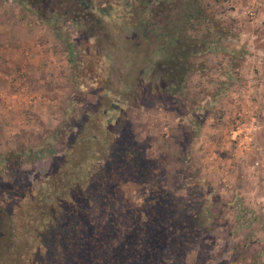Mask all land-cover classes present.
<instances>
[{
    "label": "rangeland",
    "instance_id": "374dc122",
    "mask_svg": "<svg viewBox=\"0 0 264 264\" xmlns=\"http://www.w3.org/2000/svg\"><path fill=\"white\" fill-rule=\"evenodd\" d=\"M93 1L110 15L103 21L104 28L89 39L71 23L42 20L15 0H0V189L8 190L0 192L4 211L13 209L12 196L25 191V180L37 185L54 170L70 134L88 127L95 118L111 120L101 89L106 65L96 49L103 50V57L111 62L110 87L118 88L123 76L128 81L134 77L137 66L128 64L130 57L123 59L122 53L112 50L114 38L128 33L122 25L135 18L125 15L127 0ZM257 2L202 0L228 31L223 45L236 53L235 59L227 52L200 58L196 63H206V71L188 77L186 100L158 99L152 101V108L144 99L142 115L141 106L126 111L134 119L135 132L126 122V132L118 133L116 146L126 150L130 159L144 153L151 159L148 167L159 166L158 187L177 196L160 220L175 225L171 220L180 212L185 223L183 233L174 225L167 227L179 243L172 249V258L169 252L154 258L161 264H264V0L259 7ZM130 36L133 43L138 41ZM149 39L144 49L153 48V36ZM123 44L127 51L126 40ZM134 91L128 96L135 98L131 101L144 93L140 88ZM146 106L152 108L150 112ZM251 116L261 128L249 145H242L231 138V132L236 121ZM144 123L147 126L141 128ZM151 197L144 185L132 187L131 195L124 196L113 188L105 200L94 204L78 195L77 203L105 210L108 232L97 238L102 247L120 243L116 254L123 259L129 253L131 264H141L138 260L146 261L139 257L143 249L149 254L155 244L145 241L148 232L144 240L131 232L140 227V211H155L144 202ZM119 224L128 226L124 241L113 231ZM54 242H46L48 263L60 264L65 258L67 264H74L72 253L64 251L69 241ZM175 254L180 257L177 262ZM103 255L102 264H107Z\"/></svg>",
    "mask_w": 264,
    "mask_h": 264
},
{
    "label": "trees",
    "instance_id": "16d2710c",
    "mask_svg": "<svg viewBox=\"0 0 264 264\" xmlns=\"http://www.w3.org/2000/svg\"><path fill=\"white\" fill-rule=\"evenodd\" d=\"M15 1L39 19L55 22L61 19L71 23L81 36L89 39L97 29L104 28L103 21L110 15L94 4L93 0ZM124 9L128 11L126 16L135 18L132 23L129 18L128 25H122L128 33L124 38H114L112 50L122 53L123 59L128 60L130 57L128 64L137 66L134 77L128 81L123 76L118 88L110 87L111 62L107 60L108 57H103V50L96 49L102 65H106V70L101 72V89L105 91L109 102L107 111L111 120L105 122L101 117L95 118L85 129H80L75 135L70 134L64 154L58 159L54 170L37 185L25 180V191L12 196V202H15L11 204L12 210L4 211L0 199L1 264H49L45 257L46 242L57 243L61 240L69 241L64 251L66 255L72 253L74 264H102L103 254L108 257L107 264H131L129 253L123 259L116 254L120 243L103 247L98 243L97 238L107 234L109 224L105 210L102 212L94 206L90 207V204L105 200L113 188L119 189L124 196L131 195L132 187L144 185L148 186L152 194L151 198L144 200L148 201L145 205L156 212L140 211L137 216L140 227L131 234L144 240L143 236L148 232L145 241L155 246L149 254L143 249L139 256L146 257L148 262L144 258L138 261L141 264H161L154 258L166 252L172 258V249L179 241L175 234H169L167 227L174 224L165 225L160 219L162 211H168L169 205L177 201V196L158 187L159 166L148 167L151 159L146 154H135L134 159H130L126 150L116 146L119 134L126 132V122L130 130H135L134 119L132 121L126 111L129 107H143L144 99L151 105L152 101L167 97H175L177 101L186 100L184 84L188 77L194 72L206 71V63L197 64V60L222 52H227L230 58L235 59L236 53L228 51L226 43L223 45L228 38V31L222 21L217 19L211 6L202 3V0H127ZM158 18L162 19L156 20ZM143 34L147 36L143 38ZM130 35H134L138 41L133 43ZM150 36L155 41L152 43L153 48L144 49L145 44L151 41ZM124 40L127 42V51ZM139 40L142 41L139 43ZM229 75L235 78L231 73ZM138 88L144 93L135 96L136 101H131L135 98L128 99V96L135 95L134 90ZM146 108L149 111L151 107ZM144 110L143 107L140 115ZM146 126L144 123L141 128ZM141 165L146 168L142 169ZM87 187V192L82 190ZM0 192L6 193L8 190L4 187ZM79 192L82 193L77 194ZM78 195L90 204L79 206ZM173 218L171 221L175 223L177 232L183 233L185 223L182 214L174 213ZM113 228L119 240L125 239L128 226L119 224ZM86 232H89V239L85 238ZM161 239L164 240L163 244L160 243ZM64 259L60 260V264L68 263Z\"/></svg>",
    "mask_w": 264,
    "mask_h": 264
},
{
    "label": "built area",
    "instance_id": "2783aa9c",
    "mask_svg": "<svg viewBox=\"0 0 264 264\" xmlns=\"http://www.w3.org/2000/svg\"><path fill=\"white\" fill-rule=\"evenodd\" d=\"M260 128L261 125L255 117L251 116L248 120L239 119L235 122V128L231 132V138L242 145H249V142H252L254 135Z\"/></svg>",
    "mask_w": 264,
    "mask_h": 264
},
{
    "label": "crops",
    "instance_id": "0c3cea01",
    "mask_svg": "<svg viewBox=\"0 0 264 264\" xmlns=\"http://www.w3.org/2000/svg\"><path fill=\"white\" fill-rule=\"evenodd\" d=\"M259 2H257L256 4H257V6L259 7V6H261L262 5V1L263 0H258Z\"/></svg>",
    "mask_w": 264,
    "mask_h": 264
}]
</instances>
